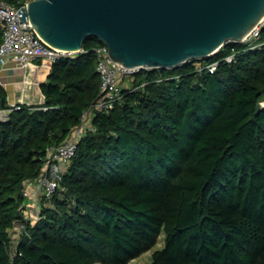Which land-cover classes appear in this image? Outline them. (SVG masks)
I'll return each mask as SVG.
<instances>
[{"label":"trees","instance_id":"16d2710c","mask_svg":"<svg viewBox=\"0 0 264 264\" xmlns=\"http://www.w3.org/2000/svg\"><path fill=\"white\" fill-rule=\"evenodd\" d=\"M102 43L52 62L42 101L0 120V264H127L162 233L149 264H264V51L222 60L239 41L125 77L52 197L23 194L99 96Z\"/></svg>","mask_w":264,"mask_h":264},{"label":"water","instance_id":"95a60500","mask_svg":"<svg viewBox=\"0 0 264 264\" xmlns=\"http://www.w3.org/2000/svg\"><path fill=\"white\" fill-rule=\"evenodd\" d=\"M19 13L53 47L79 52L96 36L119 64L175 68L241 41L264 0H28Z\"/></svg>","mask_w":264,"mask_h":264},{"label":"built area","instance_id":"2783aa9c","mask_svg":"<svg viewBox=\"0 0 264 264\" xmlns=\"http://www.w3.org/2000/svg\"><path fill=\"white\" fill-rule=\"evenodd\" d=\"M27 1L12 3L8 0H0V30L2 32L0 61L3 64L14 63L19 67L26 68L32 61L39 58H47L52 63L64 55L72 54L73 52L47 44L28 18L26 21L21 19L20 14L22 13H19V9L25 6ZM239 42L243 44V47L240 50L233 49L222 60L232 63L236 61L237 55L241 52L264 51V16ZM94 49L98 57L97 69L101 76L100 94L83 112L81 122L75 128L73 135L49 149L43 172L35 179L28 181L26 188L23 190L24 195L28 196L34 191V194L40 193L45 194L46 197H52L59 187L63 171L61 164L74 156L80 136L87 130L93 129L92 116L96 111L112 108L122 98L121 82L123 79L130 77L140 69L119 64L113 60L106 43H102ZM219 62L218 59L209 62L205 65V68L213 72ZM21 107L22 103L20 102H11L7 103L5 107H0V120L8 119L13 110Z\"/></svg>","mask_w":264,"mask_h":264},{"label":"crops","instance_id":"0c3cea01","mask_svg":"<svg viewBox=\"0 0 264 264\" xmlns=\"http://www.w3.org/2000/svg\"><path fill=\"white\" fill-rule=\"evenodd\" d=\"M50 67L47 58L32 61L26 68L0 61V86L6 90V103H40L43 96L38 86L46 79Z\"/></svg>","mask_w":264,"mask_h":264},{"label":"rangeland","instance_id":"374dc122","mask_svg":"<svg viewBox=\"0 0 264 264\" xmlns=\"http://www.w3.org/2000/svg\"><path fill=\"white\" fill-rule=\"evenodd\" d=\"M163 246H164V233L161 234L155 246L146 250L138 257L130 260L127 264H149L151 261L152 252L156 249L162 248Z\"/></svg>","mask_w":264,"mask_h":264}]
</instances>
